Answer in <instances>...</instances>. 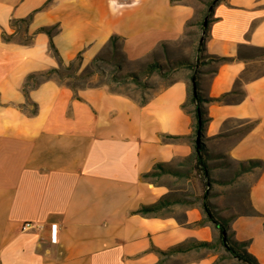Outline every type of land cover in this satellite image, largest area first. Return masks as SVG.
Listing matches in <instances>:
<instances>
[{"label":"crops","instance_id":"0c3cea01","mask_svg":"<svg viewBox=\"0 0 264 264\" xmlns=\"http://www.w3.org/2000/svg\"><path fill=\"white\" fill-rule=\"evenodd\" d=\"M194 12L184 0H0V264H155L159 250L199 235L198 210H185V223L166 214L167 206L136 212L169 192L142 174L156 163L195 157L194 106H182L190 96L189 69H179L143 103L104 85L73 89L53 74L23 91L29 74L78 54L90 59L112 34L150 47L173 40ZM51 26V38L38 31ZM247 48L264 49V0L220 1L204 53L228 60L212 61L198 83L203 98L225 96L203 102L201 142L205 153L263 163L247 171L255 173L247 192L254 214L243 216L249 231L238 237H254L249 252L258 257L264 255V70L243 77ZM242 121L253 124L242 132ZM209 228L200 230L206 235Z\"/></svg>","mask_w":264,"mask_h":264},{"label":"rangeland","instance_id":"374dc122","mask_svg":"<svg viewBox=\"0 0 264 264\" xmlns=\"http://www.w3.org/2000/svg\"><path fill=\"white\" fill-rule=\"evenodd\" d=\"M184 1L192 3L195 12L193 17L185 23L182 33L173 40L158 42L150 47L149 43L134 42L133 39L128 40L125 35L118 34L120 37L116 40V50L105 42L100 51L90 59L81 62L74 60L71 65H68V62L58 63L59 73L53 75L73 89L104 85L107 89L127 94L137 100L153 94L169 83L174 78V74L178 73L177 71H182L179 69L185 68L179 65L181 62L196 64L197 42L202 35L199 22L203 19L205 4L204 0ZM26 36L23 26L20 25L17 28L16 40L22 41ZM245 54L250 57V62L243 75L244 78L264 70V49L247 48ZM96 57L97 60L91 63V60ZM149 63H158L164 74L160 75L156 72L147 74ZM213 66L209 58L202 57L197 64V70L198 72L211 70ZM128 73L137 74L146 87L134 85L131 78L127 76ZM43 79L42 76H36L27 79V82L34 86ZM186 106L188 109L191 107L189 102ZM248 126L249 124L242 121L238 130L243 132ZM195 138V130L192 129L190 140L192 146L195 144ZM205 160L209 172L208 187L204 185L202 174L194 167V157L164 165L162 170H157L160 172L156 175L143 177L153 183L167 185L169 192L163 197L168 202L166 214H174L178 221L185 223L184 211L190 208L198 210L199 218L193 224L199 228V235L185 239L178 245L185 247L196 241L210 243V246L178 252H170L168 248L165 254H159L161 264H180L210 256H214L215 260L223 258L225 261H232L233 264H241L224 250L219 242L218 229L212 222L206 220L201 207L204 191L215 216L221 222H226V234L232 240L246 242L245 249L248 252L249 246L254 243V237L245 240L238 237L243 236L245 230L249 231L247 226L249 221L243 216L254 214L248 204L247 192L249 181L255 177V173L242 171L240 163L228 160L224 155L205 153ZM204 225H210L206 235L203 234V230H200ZM261 231L264 233V226ZM257 256H255L257 261L264 264V255L257 252Z\"/></svg>","mask_w":264,"mask_h":264},{"label":"trees","instance_id":"16d2710c","mask_svg":"<svg viewBox=\"0 0 264 264\" xmlns=\"http://www.w3.org/2000/svg\"><path fill=\"white\" fill-rule=\"evenodd\" d=\"M182 1L183 0H170V2H182ZM220 1H222V0H204L205 9L203 12V19L199 22L202 35L198 39V42H197L198 44H197L196 64H192L189 62H181L179 64V65L190 70V74H189V81H190L189 94H190V96H189L188 102L192 103L194 106V108H193V117H194L193 129L195 130V134L197 131L199 132L200 138L202 137L204 124L207 120V118L205 117V109L203 107V102L211 101V100H221L225 96V94H223V95L219 96L218 98H213V99L203 98L199 92V83H198V79H199L198 73L199 72L197 70V64H198L199 60L202 59V57L209 58L211 61H216V62L228 60V58H226V57H216L213 55H206L204 53L205 39L208 36L209 24L213 20V11H214L215 6ZM22 20L25 21L27 19H22ZM25 22H27V21H25ZM54 28H55L54 26L40 27L38 29V31L46 32L48 34V36L51 38V36L54 32ZM119 37L120 36L118 34L110 35V37L108 38V41H107L108 45H111L116 50V48H117L116 40ZM49 46L53 50V52L56 54V51L53 47L51 40L49 42ZM74 60L81 62L80 55L78 54L73 60L69 61L68 65H71ZM96 60H97V57L93 58L91 60V63H94ZM59 63H61V62H59ZM153 72H156L160 75L164 74L158 63L147 64V74H152ZM58 73H59L58 68H52V69H49L45 72L29 74L27 76V79L34 78L36 76H42L45 79V78H47L48 75L58 74ZM127 76H129L131 78V82H133L134 85L140 86L143 88L146 87L145 83H141L139 76L137 74L128 73ZM27 79L23 84V91L25 94L27 93V90L29 88L33 87V85L28 84ZM110 91H114V90L110 89ZM115 92H117V91H115ZM144 101H145V99L142 98V100H140L139 102L143 103ZM188 102L187 101L184 102L182 104V106L185 107ZM248 124H249V126H251L253 124V122H250ZM194 152H195L194 167L197 171H199L202 174V176L204 178V185H205V187H208L209 186V172H208V166H207L206 161H205V146H204V144L202 142H200L199 146L197 147L196 143H195L194 144ZM240 164L242 165V171H249V170H252V168H255V167L261 168L263 166L262 161L259 159L248 160L246 162V165H245V163H240ZM162 168H163V165L161 163H156L154 165V171L144 173V174H142V177H146V176H150V175H154V174L156 175L157 173L160 172L157 170H162ZM167 205H168V202L162 198V199H159L155 203H152L149 205H141L138 209H136V212L141 213V214H152V213L157 212L159 209H161L162 207L167 206ZM201 207H202L203 214L205 215L206 220L212 222L214 224V226L218 229L219 234H220L219 235V242L222 245V247L224 248V250L226 252H228L232 258H235L241 264H260L257 261V259L255 258V256L245 249V246L247 245L246 242L232 240L227 234L225 235V237L223 239L222 232L223 231L226 232V230H227L226 225L227 224L225 221L221 222L218 219V217H216L215 214L213 213V211L211 210L210 204H209L208 199H207L206 191H204V193L202 195ZM263 226H264V219H263ZM205 246H210V243H208L206 241H196V242L191 243L189 246H185V247H182L180 245L170 247V252L184 251V250H188L190 248H199V247H205ZM158 252L160 254L166 253V251H161V250H159ZM223 261H225L223 258H218L217 260L214 261V264H220ZM155 264H161V262L158 261Z\"/></svg>","mask_w":264,"mask_h":264},{"label":"water","instance_id":"95a60500","mask_svg":"<svg viewBox=\"0 0 264 264\" xmlns=\"http://www.w3.org/2000/svg\"><path fill=\"white\" fill-rule=\"evenodd\" d=\"M201 142V138H200V135H199V132L197 131L196 132V138H195V143H196V146L198 147L199 146V143ZM222 235H223V239L226 235V232H222Z\"/></svg>","mask_w":264,"mask_h":264},{"label":"built area","instance_id":"2783aa9c","mask_svg":"<svg viewBox=\"0 0 264 264\" xmlns=\"http://www.w3.org/2000/svg\"><path fill=\"white\" fill-rule=\"evenodd\" d=\"M30 226V223H25L23 228H26V227H29Z\"/></svg>","mask_w":264,"mask_h":264}]
</instances>
